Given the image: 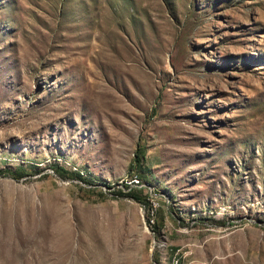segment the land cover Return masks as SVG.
Wrapping results in <instances>:
<instances>
[{
	"label": "rangeland",
	"instance_id": "374dc122",
	"mask_svg": "<svg viewBox=\"0 0 264 264\" xmlns=\"http://www.w3.org/2000/svg\"><path fill=\"white\" fill-rule=\"evenodd\" d=\"M0 264H264V0H0Z\"/></svg>",
	"mask_w": 264,
	"mask_h": 264
},
{
	"label": "trees",
	"instance_id": "16d2710c",
	"mask_svg": "<svg viewBox=\"0 0 264 264\" xmlns=\"http://www.w3.org/2000/svg\"><path fill=\"white\" fill-rule=\"evenodd\" d=\"M136 156H138V154H136ZM136 160H138V157H137V159ZM131 195V194H130ZM135 200H138V201H140L141 199L137 196V195H135V194H133V195H131Z\"/></svg>",
	"mask_w": 264,
	"mask_h": 264
}]
</instances>
